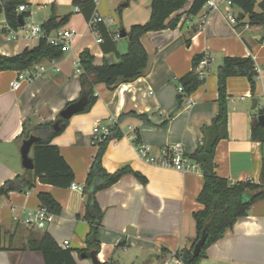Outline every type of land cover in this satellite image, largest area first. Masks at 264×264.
<instances>
[{
    "label": "crops",
    "instance_id": "obj_1",
    "mask_svg": "<svg viewBox=\"0 0 264 264\" xmlns=\"http://www.w3.org/2000/svg\"><path fill=\"white\" fill-rule=\"evenodd\" d=\"M74 1L83 0L28 1L27 12L34 20L33 11L39 25L51 14L57 18L68 16L67 24L61 28L72 30L75 37L61 59L42 62L44 73L22 81L18 89L11 87L17 71L0 72V186L25 171L20 156L23 127L54 122L68 103L79 98V54L88 50L97 66L104 60L116 62L126 53L127 43L125 37H112L122 30L128 32L133 25L145 24L152 0H116L109 7V0H94L97 14L112 19L106 27L107 40L87 29L85 16L74 10ZM193 1L186 0L169 17L167 22L178 18L174 29L141 36L148 56L142 77L114 90L104 84L95 85L94 104L86 112L73 115L51 141L71 168L73 185L83 187L97 151L91 144L95 124H116L122 137L108 141L102 156L103 168L108 173L129 168L145 178L142 183L128 173L95 194L103 213L97 235V259L101 263L169 264L173 253L191 246L195 237L192 214L202 208L196 200L203 184L201 172H181L145 163L137 156L130 136L137 134L139 143L155 154L164 146L182 143L184 153L191 155L202 142L201 128L209 126L218 112L216 69L225 57H251L258 75L254 97L246 78L227 79V136L215 147L214 172L232 183L249 181L264 187V143L252 139L251 131L258 124L250 110L252 99L257 100V106L262 104L258 109L264 106V26L247 25L246 16L235 26L229 24L223 16L225 0H216L218 10L210 11L199 29L202 9L195 16L188 14ZM235 9L232 8L238 15ZM7 29L1 16L0 55L15 56L36 44L30 43L34 40L8 38ZM205 53L210 57L209 74L191 94L194 103L184 112L182 101L177 100L178 80L191 71L192 58ZM130 112L145 115V119L127 115ZM120 115L125 117L118 121ZM29 156L32 158V149ZM40 192L51 195L61 212L53 223L36 232H47L60 248L71 250L76 264H92L77 254L85 248L89 230L81 219L86 197L70 187L58 189L39 182L27 193L11 192L0 198V237L5 246L11 241L10 249L0 251V264H44L39 253L20 250L29 229L13 221L14 216L22 218L26 211L41 206L37 197ZM199 264H264V199L255 202L244 218L211 244Z\"/></svg>",
    "mask_w": 264,
    "mask_h": 264
},
{
    "label": "trees",
    "instance_id": "obj_2",
    "mask_svg": "<svg viewBox=\"0 0 264 264\" xmlns=\"http://www.w3.org/2000/svg\"><path fill=\"white\" fill-rule=\"evenodd\" d=\"M29 0H1L0 18L3 16L8 29L15 30L20 25L18 17H27V13H18L20 5L28 6ZM232 6L239 10V13L247 17V25L264 26V0H228ZM186 0H152L150 4L149 20L143 25H133L125 33L127 43L126 53L118 56L116 62L104 60L101 65L94 64V57L88 50H83L79 54L78 66L80 73L78 76L80 95L79 99H84L86 104L79 112H86L95 102L94 86L104 84L108 90H114L122 83H129L142 77L147 69L148 56L143 48L140 38L147 32H156L163 29H174L178 18L175 17L167 22L169 17L180 10ZM205 0H194L188 10V14L197 15ZM73 6H78L79 12L85 16L88 22L95 12L94 0L74 1ZM238 17V16H237ZM69 17H55L53 14L41 24L46 34L63 27L67 24ZM238 22H242L237 18ZM100 37L103 40L109 38L106 27L103 24L96 26ZM189 44V40H186ZM66 51L62 46L49 44L45 38L36 41L32 48H24L15 56L0 55V72L2 71H24L34 65L44 61H57L65 55ZM203 55H195L191 61V71L178 80L177 85H181L185 95H191L204 82L199 79L195 69ZM257 69L251 57H225L216 69L217 78V104L218 112L213 117L209 126L201 128L203 135L202 142L196 150L189 155V159L195 162L202 174V189L197 196V202L202 206L201 210L192 214L195 226V237L188 249H181L172 255L179 258L182 264H199L205 258L206 249L217 240L222 238L224 233L241 218L247 215L250 207L257 201L264 199V187L253 184L249 181L232 183L225 178L218 177L215 172L214 153L217 143L226 138L227 126V93L226 82L230 77H244L249 83L251 96L254 97L256 89ZM182 96L178 95V102L182 101ZM77 100L68 103L67 106ZM261 113L263 111L261 110ZM139 119H145V115H138L133 112L128 113ZM125 115H120V121ZM68 120H62L59 115L54 122L37 124L30 129L23 127L20 138L27 139L29 136L38 138L32 146L33 170H25L23 174L16 176L12 180L6 181L0 186V198L8 196L11 192L26 193L35 187L36 182L50 185L58 189H68L74 182V174L61 156L59 149L51 144L52 139L59 135L67 125ZM58 123L57 129L53 125ZM134 144H139V138L135 134ZM253 140L264 143V127L255 125L251 131ZM122 134L116 124L111 128V133L101 142L92 159L88 169L84 186L83 196L87 198L91 195V203L85 205V211L81 219L88 225L89 230L84 239L85 248L78 250V256L99 252L98 231L101 227L103 213L95 201V194L105 190L115 184L123 175L132 174L142 183L145 178L133 172L129 168H122L114 173H108L102 166V156L108 141L120 139ZM264 180V160L261 169ZM38 200L48 212L59 215L61 208L51 195L40 192ZM205 232V243L198 256L192 255L194 244ZM11 248L10 243L5 246L0 237V251ZM20 250L39 253L44 264H76L69 249L60 248L53 238L47 233H38L28 230L25 241L19 246ZM163 253H167L162 250ZM114 264V263H101Z\"/></svg>",
    "mask_w": 264,
    "mask_h": 264
},
{
    "label": "built area",
    "instance_id": "obj_3",
    "mask_svg": "<svg viewBox=\"0 0 264 264\" xmlns=\"http://www.w3.org/2000/svg\"><path fill=\"white\" fill-rule=\"evenodd\" d=\"M1 1V0H0ZM95 2V1H94ZM226 10L223 14L225 20L235 26L238 23L237 14L233 12L232 4L230 1L225 0ZM76 12H79L78 6L74 7ZM218 10L216 0H205V3L202 7V13L200 16L198 28L201 29L205 22L206 16L210 11ZM18 13H27V17L23 18V25L19 26L15 30L7 29V36L13 40H39L45 38L46 41L55 46H62L64 50L67 52L74 40L75 33L72 30L59 28L50 34H46L42 29L41 25L37 24L32 18L31 14L27 12V6L20 5L17 8ZM112 23V19H106L101 17L96 12L93 13L91 19L87 22V29L97 35L100 36L96 26L98 24H103L105 27L109 26ZM119 35L116 34L112 37L113 40L118 39ZM100 41V39H99ZM77 73H80V69L78 63L76 65ZM210 68V57L207 53L203 54L202 59L199 61L195 72L197 73L200 80L204 81L207 75L209 74ZM45 71L44 67L41 64L34 65L32 68L24 71H20L17 74V79L11 82L12 89H18L19 85L22 81H30L33 77L43 74ZM177 94L181 95L183 110L184 112H188L190 107L193 105L194 101L191 98V95H185L184 90L181 85H177ZM262 111L264 114V106L262 107ZM111 125H100L95 124L93 129L91 144L95 147L103 142L106 137L111 133ZM130 139L133 142L136 140L135 135H131ZM135 151L137 156L142 159L145 163L154 165L162 168H171L181 172H192L199 171L198 165L189 159V157L184 153L182 143H175L173 145L164 146L160 148L158 153H153L150 147H147L143 144H136ZM70 188L72 190H77L79 192H83V187H77L71 184ZM27 193V192H26ZM55 220V215L48 212L44 206H40L33 210L26 211L24 217L18 218L16 216L13 217V221L21 224L32 231H42L49 224L53 223ZM169 264H182L181 260L174 255H171V262Z\"/></svg>",
    "mask_w": 264,
    "mask_h": 264
},
{
    "label": "water",
    "instance_id": "obj_4",
    "mask_svg": "<svg viewBox=\"0 0 264 264\" xmlns=\"http://www.w3.org/2000/svg\"><path fill=\"white\" fill-rule=\"evenodd\" d=\"M244 14L238 13V19L243 20L244 19ZM18 24L21 26L23 25V16L19 15L18 17ZM125 37V32L122 30L119 33V38H124ZM85 100L84 99H79L76 102L70 104L66 108H64L62 111L59 113V117L62 120H69L73 115L81 112L84 107H85ZM257 106V100L252 99L251 102V111H255L254 116L255 120L257 121V124L261 127H264V114L261 113V109H256ZM54 129H57L58 123H55L53 125ZM38 141V138L34 136H29L27 139H23L21 142V147H20V156H21V166L24 170H33V161L32 158L29 156L30 150L32 149V146L34 143ZM86 203L90 204L91 203V195H88L86 198ZM205 243V232L202 233L200 239L194 244L193 250H192V255L193 256H198L202 246ZM82 259H90L92 264H101V262L97 259V255L94 252H90L88 255L82 254L80 256Z\"/></svg>",
    "mask_w": 264,
    "mask_h": 264
},
{
    "label": "rangeland",
    "instance_id": "obj_5",
    "mask_svg": "<svg viewBox=\"0 0 264 264\" xmlns=\"http://www.w3.org/2000/svg\"><path fill=\"white\" fill-rule=\"evenodd\" d=\"M114 1H116V0H109V2H107V6L109 7L110 5L112 6L113 4H115L114 3ZM236 10V9H235ZM29 13V12H28ZM32 17L34 18V21L36 22V23H38L39 24V21H38V17H36L34 14H33V11H32ZM37 40H34L33 42H30L31 44H33V43H35ZM262 106V104H258V106H257V110H258V108H260ZM254 113H255V111H254Z\"/></svg>",
    "mask_w": 264,
    "mask_h": 264
}]
</instances>
